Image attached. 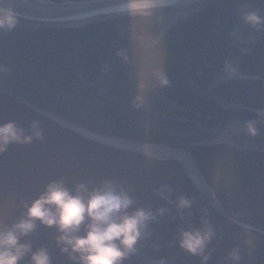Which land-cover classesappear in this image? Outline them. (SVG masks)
Wrapping results in <instances>:
<instances>
[{"label": "water", "instance_id": "95a60500", "mask_svg": "<svg viewBox=\"0 0 264 264\" xmlns=\"http://www.w3.org/2000/svg\"><path fill=\"white\" fill-rule=\"evenodd\" d=\"M126 0H0L18 23L0 31V124L42 138L0 153V222L61 179L68 187L112 180L150 209L149 235L123 264H201L178 244L181 228L214 230L206 264H264V0H154L131 15ZM118 53H123L126 60ZM230 61L238 69L224 75ZM168 80L160 86L153 72ZM145 104L133 106L139 85ZM255 121L258 132L243 129ZM167 185L165 200L158 190ZM192 201L178 212L176 199ZM55 227L22 238L51 264H73ZM19 264H28V257Z\"/></svg>", "mask_w": 264, "mask_h": 264}, {"label": "clouds", "instance_id": "9594fccd", "mask_svg": "<svg viewBox=\"0 0 264 264\" xmlns=\"http://www.w3.org/2000/svg\"><path fill=\"white\" fill-rule=\"evenodd\" d=\"M154 7V0H126L124 10L131 15H148ZM242 19L249 26L259 30L264 26V17L257 10L242 11ZM18 20L11 8L0 7V31H11ZM123 59L126 56L118 53ZM7 69L0 65V72ZM224 75L233 78L238 69L230 61L223 67ZM153 77L160 86L168 83L166 75L155 70ZM146 85H139L138 94L133 98V106L141 108L145 104L143 95ZM264 117V110L258 112ZM248 135L258 132L255 121L246 122L244 129ZM42 138L38 121H32L29 128L19 126L15 121L0 124V153L10 144H29L33 139ZM161 198L167 200L171 190L167 185L158 190ZM176 208L189 209L192 201L177 197ZM135 200L128 191L112 180L94 185L91 181L76 183L68 187L61 179L49 181L43 191L31 200L21 202V215L10 226L0 222V264H19L28 257V264H51L48 250L40 247L33 250L30 241L22 238L33 234L37 223L55 227L57 247L68 256L73 264H123L137 249L141 238L149 235V222L156 215H163L165 209H158L154 214L150 209L133 207ZM214 230L206 221L200 227L181 228L178 235L179 247L191 255L201 257V264H206L210 253L205 252L206 245L213 238ZM233 264L239 260V250L229 253ZM159 264H165L160 261Z\"/></svg>", "mask_w": 264, "mask_h": 264}]
</instances>
